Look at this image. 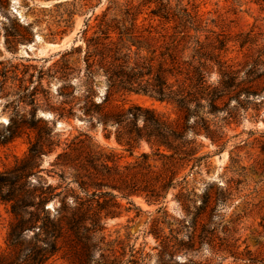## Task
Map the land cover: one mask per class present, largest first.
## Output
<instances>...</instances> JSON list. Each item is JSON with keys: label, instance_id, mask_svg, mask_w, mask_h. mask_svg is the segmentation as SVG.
I'll list each match as a JSON object with an SVG mask.
<instances>
[{"label": "trees", "instance_id": "trees-1", "mask_svg": "<svg viewBox=\"0 0 264 264\" xmlns=\"http://www.w3.org/2000/svg\"><path fill=\"white\" fill-rule=\"evenodd\" d=\"M147 4L111 0L93 34L86 36L85 30L79 87L83 93L81 112L92 127L101 125L107 138L114 134L128 151L143 142L151 150L143 151L122 172L114 158L101 161L90 147L92 136L80 132L52 163L61 170L59 182L34 185L30 177L40 172V158L54 150L53 141L43 139L39 132L36 141L29 142L26 155L0 172V201L10 204L14 215L7 238L9 251L0 250V264H48L63 243L72 247L77 259V246L90 238L83 237L81 229L96 231L102 217L115 216L113 208L119 203L114 199L122 197L132 203L131 197L139 194L163 209L169 191L178 186L181 189L176 197L186 212L179 226L189 231L186 240L173 233L157 235L161 238L159 264H174L168 261L176 253L190 251L195 255L204 246L210 252L205 260L191 256L175 264H224L225 250L234 261L264 264L250 251L246 257L234 244L223 247L225 238L219 236L218 226L205 221L208 209L211 207L209 217L216 210L211 206L212 191L207 190L197 205L193 196L198 194L187 179L208 157L200 154L199 137L209 139L222 151L227 129L233 124L238 125L249 115L255 122L264 123V37L253 30L236 35L217 32L202 19L198 6L185 0H175L173 7L161 2L152 8L149 20L159 17L160 24L139 23L138 14ZM111 11L116 15L107 18ZM230 42L239 46L234 57H228L232 52ZM73 71L66 61V82ZM101 76L107 84L106 94L97 102L95 87ZM132 92L166 103L174 116L139 104L108 109L117 95ZM74 113V108L69 107L59 113V118H71ZM29 128L34 125L25 117L11 118L7 128L0 130V145L12 142ZM257 141L264 152V129ZM189 166V172L180 175ZM103 169L111 178L109 184L103 181ZM67 170L72 172L67 174ZM104 186L109 190H103ZM215 193L219 203L221 192ZM58 200L56 215L52 216L48 203ZM186 218H190L188 226ZM28 231L33 234L26 239ZM89 254H83L85 264Z\"/></svg>", "mask_w": 264, "mask_h": 264}, {"label": "rangeland", "instance_id": "rangeland-1", "mask_svg": "<svg viewBox=\"0 0 264 264\" xmlns=\"http://www.w3.org/2000/svg\"><path fill=\"white\" fill-rule=\"evenodd\" d=\"M110 1L0 0V130L7 128L11 118L20 120L25 117L34 125L12 142L0 145V172L12 166L16 158L26 155L29 142H35L39 132L43 139L53 141L51 146L54 150L40 158V172L30 177L34 185H56L59 182L61 170L54 168L52 163L66 143L80 132L92 136L90 147L101 157V161H106V157L114 158L122 172L124 166L134 162L143 151L151 150L144 142L132 152L126 150L116 141L114 134L107 138L103 127H92L81 112L83 93L79 87V69L83 66L81 49L85 46L84 32L87 29L86 36L93 34ZM115 1L135 5L147 2L143 13L138 14V22L151 21L155 25L160 24L159 17L149 20V11L157 8L161 2L169 3L172 7L175 5V0ZM187 1L198 6L202 19L217 32L236 35L253 30V33L264 37V0ZM114 15L116 13L111 11L107 18ZM171 25L168 24L169 27ZM261 39L264 42V38ZM229 46L232 52L228 57L236 56L239 46L233 42ZM68 51L71 53L66 54ZM66 61L74 69L69 82L63 77ZM106 85L103 76L98 78L95 87L97 102L105 97ZM131 104L174 116L171 106L166 103L133 92L117 95L108 109ZM69 107L74 108V115L59 118V113ZM56 122L62 124L57 127ZM110 129L114 131L113 126ZM263 129L261 120L255 122L250 115L243 118L238 125L233 124L227 129L226 145L222 151L209 139L199 137L198 141L202 144L200 154H207L208 157L187 179L189 187L195 188L198 194L193 196L197 199V205L207 190L212 191L211 206L216 210L209 217L210 207L205 221L218 226L219 236L225 238L223 247L229 248L234 244L246 257L250 251L252 256L264 261V152L257 141ZM233 158L237 160L236 163ZM108 163L113 165L111 161ZM189 170L190 166L180 175ZM71 172L66 171L67 174ZM103 172V181L109 184L111 178L106 169ZM180 189L181 186H178L169 191L163 209H160V204L149 203L139 194L131 197L132 203L126 198L117 197L114 200L119 207L113 208L115 216L102 217L96 231L81 229V235L90 238L77 246L80 251L77 259L71 252L72 247L63 243L61 250L49 259L48 264H85L83 254L86 252L90 253L86 264H159L161 238H157V235L172 236L173 233L187 239L189 230L179 226L186 215L176 197ZM103 190L109 189L104 186ZM216 191L221 192L222 201L219 203L215 201ZM48 206L52 216L56 215L59 200L50 201ZM189 219L186 218L187 226ZM13 221L10 204L0 201L1 251H9L7 238ZM32 234L33 231H28L26 239ZM223 255L226 257L224 264H250L242 260L234 261L227 250ZM191 256L198 261L205 260L210 256L209 248L204 246L195 255L182 251L176 253L172 261L166 260L168 263H182Z\"/></svg>", "mask_w": 264, "mask_h": 264}, {"label": "water", "instance_id": "water-1", "mask_svg": "<svg viewBox=\"0 0 264 264\" xmlns=\"http://www.w3.org/2000/svg\"><path fill=\"white\" fill-rule=\"evenodd\" d=\"M62 124V122H56L55 125L58 127Z\"/></svg>", "mask_w": 264, "mask_h": 264}, {"label": "bare ground", "instance_id": "bare-ground-1", "mask_svg": "<svg viewBox=\"0 0 264 264\" xmlns=\"http://www.w3.org/2000/svg\"><path fill=\"white\" fill-rule=\"evenodd\" d=\"M50 45H54V44H50Z\"/></svg>", "mask_w": 264, "mask_h": 264}]
</instances>
